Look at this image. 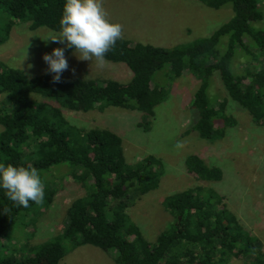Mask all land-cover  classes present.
<instances>
[{"label":"trees","instance_id":"obj_1","mask_svg":"<svg viewBox=\"0 0 264 264\" xmlns=\"http://www.w3.org/2000/svg\"><path fill=\"white\" fill-rule=\"evenodd\" d=\"M199 1L212 8L230 4L234 14L210 35L170 48L118 40L105 59L129 68L132 79L127 84L62 76V82L53 83L54 74L29 76L0 60V94L4 95L0 100V163L31 165L45 185L43 204L30 201L27 208L16 206L0 187V264H58L67 250L84 244L113 251L116 264H229L232 259L240 264H264L258 236L227 208L223 195L199 184L163 198V208L173 220L155 241L148 240L128 209L159 185L162 159L149 154L128 164L115 133L73 125L64 115L65 109L139 110L144 113L139 126L147 128L155 106L168 96L164 86L153 81L154 73L165 69L167 79L186 72L199 80L189 106L194 112L191 129L200 138L218 140L236 125V118L227 112L229 100L264 126V0ZM65 3L0 0V45L16 23H28L32 30L47 27L60 32ZM237 54L244 63L236 71L233 60ZM62 164H66L64 175L81 183L84 194L71 201L63 229L52 240L24 244L23 255L13 254L12 246L11 252L4 246L14 235L13 227L19 220L35 227L57 192L55 181H47L43 172ZM185 167L197 180L223 177L221 167L207 164L198 154L186 155Z\"/></svg>","mask_w":264,"mask_h":264},{"label":"rangeland","instance_id":"obj_2","mask_svg":"<svg viewBox=\"0 0 264 264\" xmlns=\"http://www.w3.org/2000/svg\"><path fill=\"white\" fill-rule=\"evenodd\" d=\"M104 7L112 22L123 25L124 39L167 48L210 35L234 14L230 4L212 8L199 0H104ZM59 34V31L47 27L32 30L28 23H16L9 38L0 45V60L22 69L29 76L46 73L48 65L43 55L65 45L47 39ZM27 49L29 56L25 59ZM78 55L75 49L65 54L69 68L62 73V77L107 79L122 84L132 79L131 71L123 63L106 59L101 68L94 60H80ZM243 63L242 55L237 54L233 60L234 69L239 70ZM165 72L169 73L161 69L153 75V81L164 86L168 96L155 106L154 116L147 128L139 126L144 114L139 110L108 107L102 111L93 109L85 112L65 109L64 115L73 125L105 128L115 133L121 139L123 157L128 164L149 154L162 159L164 173L159 185L142 195L128 209L131 219L140 226L148 240L155 241L173 220L163 208V198L199 184L223 195L227 208L251 233L258 236L264 248V126L253 122L246 110L229 100L227 112L236 118V125L218 140L200 138L191 129L194 112L189 106L199 80L186 72L167 79ZM214 84L215 87L220 85L217 76L214 77ZM31 96L37 97L36 94ZM3 97L0 94V100ZM2 129L0 125V132ZM178 141L183 143V148L175 147ZM190 153L198 154L209 165L221 167L222 179L202 181L188 173L185 157ZM64 165H56L43 172L47 181H55L53 185L57 192L50 206L38 216L35 227H27V220H19L15 224L14 235L4 245L9 251L13 247V254L23 255L26 252L24 244L36 245L52 240L63 229L71 201L84 194L81 183L68 174L64 175L67 172L63 169ZM58 170L60 173H57ZM64 244L67 242L64 241ZM2 251L6 249L2 247ZM114 255L113 251L105 252L100 247L84 244L67 250L58 264H116ZM229 264H240V261L232 259Z\"/></svg>","mask_w":264,"mask_h":264},{"label":"clouds","instance_id":"obj_3","mask_svg":"<svg viewBox=\"0 0 264 264\" xmlns=\"http://www.w3.org/2000/svg\"><path fill=\"white\" fill-rule=\"evenodd\" d=\"M60 25L59 36L49 37L47 40L66 44V47H57L42 57L48 65L46 74H55L52 77L53 83L62 82V73L69 68L65 56L67 49L74 48L75 53H79L78 59L91 62L94 60L102 68L106 63V54L115 48L118 40L123 39V25L109 19L104 0H66ZM28 56L27 49L25 59ZM72 71L74 74L75 69ZM175 147L183 148V143L178 141ZM0 187L16 206L27 208L30 201L36 205L44 202V182L38 169L31 165L0 163Z\"/></svg>","mask_w":264,"mask_h":264}]
</instances>
